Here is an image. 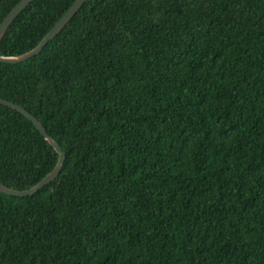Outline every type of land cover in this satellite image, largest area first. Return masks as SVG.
<instances>
[{
    "label": "trees",
    "instance_id": "trees-1",
    "mask_svg": "<svg viewBox=\"0 0 264 264\" xmlns=\"http://www.w3.org/2000/svg\"><path fill=\"white\" fill-rule=\"evenodd\" d=\"M21 0H0V23ZM75 0H35L0 40L34 49ZM0 98L65 155L0 193V264H264V0H87ZM57 152L0 105V183Z\"/></svg>",
    "mask_w": 264,
    "mask_h": 264
},
{
    "label": "water",
    "instance_id": "water-1",
    "mask_svg": "<svg viewBox=\"0 0 264 264\" xmlns=\"http://www.w3.org/2000/svg\"><path fill=\"white\" fill-rule=\"evenodd\" d=\"M33 1L35 0H21L4 18V20L0 23V40L4 33L7 31V29L10 27V25L13 23V21L17 18V16L22 13ZM87 0H75L74 3L70 6V8L67 10V12L56 22V24L51 28V30L45 35V37L41 40V42L31 51L20 55L16 57H3L0 56V63L4 64H11L16 65L23 63L25 61H28L29 59L39 55L43 48L49 43V41L53 40L63 29L64 27L71 21V19L77 14V12L81 9V7L84 5V3ZM0 105H4L6 107H9L20 114H22L24 117H26L29 121L33 123L35 128L38 130V132L44 137V139L51 145V147L57 152L58 154V161L55 165V167L52 169V171L43 179L41 180L37 185L32 187L31 189L24 190V191H17L8 187H5L0 183V193L8 196H14V197H26V196H32L36 192H38L40 189H42L44 186L48 185L52 181H54L59 173L61 172L64 161H65V155L63 151L60 149L58 143L50 137L43 126L39 123V121L31 115L29 112H27L23 107L0 98Z\"/></svg>",
    "mask_w": 264,
    "mask_h": 264
}]
</instances>
